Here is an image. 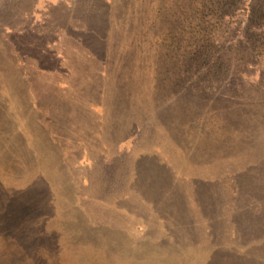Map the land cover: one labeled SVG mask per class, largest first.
<instances>
[{
    "label": "rangeland",
    "instance_id": "374dc122",
    "mask_svg": "<svg viewBox=\"0 0 264 264\" xmlns=\"http://www.w3.org/2000/svg\"><path fill=\"white\" fill-rule=\"evenodd\" d=\"M108 1L109 42H85L69 3L105 0H0V258L264 264V95L234 112L199 67L171 105L148 0Z\"/></svg>",
    "mask_w": 264,
    "mask_h": 264
},
{
    "label": "trees",
    "instance_id": "16d2710c",
    "mask_svg": "<svg viewBox=\"0 0 264 264\" xmlns=\"http://www.w3.org/2000/svg\"><path fill=\"white\" fill-rule=\"evenodd\" d=\"M105 1L106 4H68L74 16L83 22V26L75 27L87 36L85 42H109L115 29L114 23L117 24L118 19L113 12L114 5L108 0ZM143 9L145 15L139 24L142 35H146L144 28L155 24L153 21L149 25L150 15L159 21V25L155 27V35H150L149 39L156 53L157 50L162 52L164 71L172 80L171 90L176 99L165 102L173 105L177 100L176 103L180 105L185 100L186 105L189 90L185 88L183 95H179L178 88L188 83V78L199 67L204 70V76L217 74L225 81L227 88L217 92L220 98L235 102L239 93L250 95L254 88L264 95V61L255 63L257 57L264 60V0H148ZM76 13L81 15H75ZM138 38H141L140 31ZM139 44H136L138 52L141 51ZM87 46L90 51L93 50L91 45ZM166 50L170 52L171 58H168V53L166 56ZM249 64L257 66V73H254L253 78L247 75ZM242 106L237 100L233 106L234 112ZM164 108L167 110L168 105ZM228 120L231 124V119ZM233 126V129H238L239 123H233ZM10 241L12 239L6 242ZM2 243L5 242H0V245ZM4 247L8 246H0ZM1 255L5 258L8 256L6 252ZM1 260L3 258H0V264H6V259L3 262Z\"/></svg>",
    "mask_w": 264,
    "mask_h": 264
},
{
    "label": "crops",
    "instance_id": "0c3cea01",
    "mask_svg": "<svg viewBox=\"0 0 264 264\" xmlns=\"http://www.w3.org/2000/svg\"><path fill=\"white\" fill-rule=\"evenodd\" d=\"M60 1H63V0H53V2H55V3H56V2H60ZM171 174H172V173H171ZM171 174H170V175H171ZM175 175L180 176V175L177 174V173H176ZM169 179H170V178H169Z\"/></svg>",
    "mask_w": 264,
    "mask_h": 264
}]
</instances>
